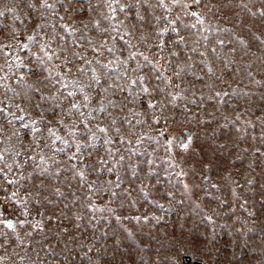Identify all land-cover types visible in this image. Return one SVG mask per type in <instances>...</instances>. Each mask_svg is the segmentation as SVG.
<instances>
[{
    "label": "rangeland",
    "instance_id": "obj_1",
    "mask_svg": "<svg viewBox=\"0 0 264 264\" xmlns=\"http://www.w3.org/2000/svg\"><path fill=\"white\" fill-rule=\"evenodd\" d=\"M36 2L38 4L39 0ZM243 2L248 10L239 6L240 0H211L212 11L196 8L204 19L203 26L196 24L195 17H181L179 26L188 38V50L179 60L172 58L171 65L164 59L156 65L164 76L184 90L185 99L177 100L175 106L168 105L162 113L156 112L158 118L168 121L166 125L153 124L149 111L144 116L146 123L132 127L121 122L122 117L131 115L128 107L117 110L107 106L120 128L119 135L132 141L131 144H107L105 134L96 131L97 124L108 128L107 135L113 140L119 137L110 125V118L93 110L98 106L95 93L91 105L82 109L86 117L91 113V118L81 119H85L96 138L88 137L80 160L94 165L98 159L106 158L109 148L119 149L116 155L125 158L113 169L122 181L119 188L110 190L117 196L98 197L74 175V171L83 166L79 161L67 160L66 153L70 154L74 148L55 154L46 150L44 165L35 167L29 161L24 166L20 195L37 193L28 198L29 219L43 220L45 231L29 228L32 235L28 236L23 229H18L19 238L10 234L6 241L0 240L4 245L0 247V257H3L0 264H264V155H254L256 149L264 152V140L260 139L264 135V43H261L264 41V18L258 14L264 10V0ZM0 12L5 13L0 16V46L12 45L0 51V66L19 55L28 67L35 66V75L26 76L27 85L38 88L44 95L54 93L50 83H40L37 77L43 80L48 74L45 69H51L55 77V72L63 67V60L53 57L52 61L37 65L33 55H43L39 45L45 40L41 37L51 29L45 25L36 42L29 44L26 38L34 35L37 24L42 23L39 12H32L21 0H0ZM59 12L66 16L68 23L79 19L89 23L91 19L86 14L67 16L63 8H59ZM155 14L161 15L162 10L156 9ZM48 19L55 21L56 17L50 15ZM152 23L149 17V24L143 29L138 27L128 39L155 62L158 50L149 51L140 43L141 32L151 33ZM183 24H196V28L185 29ZM128 30H132L131 24ZM87 35L95 41L102 40L95 30ZM203 36H207V41L201 39L199 45L194 43ZM218 39L224 40V47L216 43ZM20 43L27 44L28 48L21 50L17 46ZM58 43H52V48L63 55ZM205 45L207 49L216 48V53L206 50ZM64 46L71 54L72 45L65 43ZM192 47H198L205 55L192 53ZM88 55L91 57L92 53L88 51ZM120 55L123 59L127 52ZM163 55H167V50ZM201 60L212 67L214 75L205 74L206 69L199 63ZM185 63L193 65L194 71L188 69L180 78L172 75L173 66L182 67ZM130 64L134 66L133 62ZM151 69L152 65L144 66V72L154 76ZM21 71L27 72V68ZM197 75L204 77L203 81L197 80ZM79 78L85 84L89 79L88 76ZM8 83L19 90L20 86L14 81ZM153 84L168 90L163 81L154 80ZM216 91L229 92L222 98L223 103L217 102L220 98L214 96ZM245 91L249 95H243ZM233 92L238 95H232ZM29 95L33 102L39 100V93ZM157 97L167 104V97L159 94ZM112 99L122 101L123 95L117 93ZM191 99L196 103H188ZM25 106L32 110L31 105ZM42 107L47 109L49 105ZM134 107L142 110L140 105ZM190 113L195 115L190 117ZM46 115L50 120L55 119L51 113L46 112ZM65 124L67 127L61 128L60 134L71 141L73 137L68 132L75 130L76 139L84 145L87 128L80 125L79 129H72L73 120L68 118ZM179 128L192 131L193 146L188 152L176 146L168 150L166 141L174 137L169 132ZM161 130L163 136L159 135ZM133 132L136 135H132ZM141 135L154 139L145 138L136 143ZM56 146L64 147L59 142ZM16 147L20 148V144ZM49 156L53 158L47 159ZM95 179L94 174L89 175V181ZM103 179H114V175L105 173ZM248 180L253 183L248 184ZM56 188L62 195L56 194ZM157 205H163V210ZM4 207L7 210L9 205ZM95 208L112 211H95ZM249 212L253 216H249ZM209 215L214 223L206 219ZM136 216H148L149 220L145 223L141 219L138 223ZM244 224L247 226L242 227Z\"/></svg>",
    "mask_w": 264,
    "mask_h": 264
},
{
    "label": "snow or ice",
    "instance_id": "obj_2",
    "mask_svg": "<svg viewBox=\"0 0 264 264\" xmlns=\"http://www.w3.org/2000/svg\"><path fill=\"white\" fill-rule=\"evenodd\" d=\"M15 2V0H13ZM21 3L30 9L32 12H39L40 20L42 23L37 24L34 35L28 36L26 39L29 44L36 42V37L40 35L47 25L51 31L45 32L41 37L45 42L39 45V51L43 55H36L37 65H42L46 61H52L53 57L57 60H63V67L55 72V77L51 69H45L47 75L40 80V83H50L55 90L54 93L44 95L38 88L29 87L26 83V76L31 73L35 75V66L28 67L25 61L19 56H15L10 60H6L5 65L0 66V240L6 241L11 234L18 237V229H23L25 235L31 236L32 229L37 232H44V221L31 216V212L27 207L28 198L37 195V193L28 192L24 196L20 195V182L24 178V166L32 161L35 167L44 165L46 160V150L50 153H65L66 149H73L70 154H67L69 162L79 161L83 166L76 169L73 163L72 168L75 170L74 175L85 184L90 191H93L99 197L100 195L111 197L117 196L115 191H110L113 188H119L121 184V177L119 173H114L113 169L116 164H119L125 158L120 155L117 156L116 152L111 148L107 149V156L103 159H98L94 165L85 163L80 160L82 149L86 146L88 137L95 139V133L85 123V119L91 118V113L86 114L82 110L91 105L93 93L98 101V106L93 110L98 113H103L110 118V125L119 137L118 140H113L108 137L109 129L101 127L99 124L96 126V131L104 133L107 137L105 143L107 144H131V140H126L120 136V128L117 127L115 117L107 111V106L113 109L123 110L128 107L130 116L121 118L122 123H127L132 127L136 124H144V116L151 111L152 123L160 125L161 123L167 124V120H161L156 116V112H163L164 108L168 105L175 106L177 100H183V89L180 85L175 83L170 77L163 75V72L156 65L160 59H164L169 65L172 64V58L179 60L181 54L188 50V43L185 34L180 30L179 22L181 17H195L196 24L204 25V19L201 14L197 12L196 8H207L212 11L213 5L211 0H21ZM63 8L67 16L81 17L86 14L90 17L89 23H84L83 19L73 20L68 23L66 16L61 15L59 8ZM241 8L247 9V4L240 0ZM162 10L161 15H156L155 10ZM144 13H147L146 16ZM259 16L264 18V10L259 11ZM4 12H0V16H4ZM55 16V21H50L49 16ZM256 15V13H253ZM149 17L154 21L150 25L152 32H141L140 43L148 48L157 49L155 53V62L139 51L136 45H133L128 37L134 35L135 30L139 27L141 29L149 24ZM132 25V30H128V25ZM196 24L188 25L183 24L185 29L196 28ZM2 27V26H0ZM95 30L102 37L101 41H95L92 37L87 35L88 32ZM227 31V29H223ZM78 33V35H77ZM167 38V39H165ZM190 38V37H189ZM207 41V36L200 37L194 43L199 45L200 40ZM259 39V38H257ZM60 42L57 44L60 47L63 55L58 54L52 43ZM151 41V43H149ZM170 42V44H169ZM65 43L71 44L73 51L68 53ZM111 43L112 46H109ZM210 43V42H209ZM216 43L220 47L225 46L222 39H218ZM244 44V41H240ZM264 43V41H261ZM119 44V48L117 47ZM21 50L28 48L27 44L20 43L17 45ZM12 47V45L0 46V51L4 48ZM213 54L216 53V48L207 49ZM83 49V50H82ZM167 50V55H163ZM88 51L92 53L89 57ZM127 52L125 58H121L120 53ZM191 52L200 56H204L205 52H201L198 47H192ZM107 53L108 55H105ZM8 54L5 53V56ZM141 58V59H138ZM192 59L191 56L188 57ZM134 63V66L130 64ZM206 69V75H214L213 69L203 60L199 62ZM145 65H152L151 71L155 75H150L144 72ZM27 68V72H22L21 69ZM75 69V72H74ZM188 69H193L194 66L185 63L182 67L179 65L171 68L172 75L177 78ZM167 71V69H165ZM79 75H76V74ZM88 76V82L85 84L79 77ZM197 80L203 81L204 77L196 76ZM12 80L20 86L19 90L13 88L8 81ZM123 81L118 83L117 81ZM163 81L167 87L161 88L159 84H153V81ZM259 83V81H257ZM211 88V86H209ZM173 89H180V91H173ZM29 93H39V100L33 102ZM117 93L123 95V100L119 102L113 101L112 97ZM157 94L167 97V104L158 99ZM232 95H238L233 92ZM229 92L216 91L214 96L220 98L217 102L223 103V97H227ZM243 95H249L248 92H243ZM195 96V93H193ZM79 97V98H78ZM102 97V98H101ZM67 100L68 104L65 105L64 101ZM203 100V97H201ZM188 103L195 104L196 100L191 99ZM26 104L32 106V110L26 108ZM43 104H48L46 109L42 107ZM133 107H129V106ZM135 105H140L142 110H135ZM36 113V115L33 114ZM47 113L55 118L50 120ZM190 113V117L194 116ZM65 118L72 119V129H79L80 125L87 128V135L84 137L85 144L79 143L76 139V131L69 130L68 135L73 137L70 141L65 139L60 134V129L67 127ZM240 119L239 115L236 117ZM135 121V123H134ZM59 126V127H57ZM132 135H136L135 132ZM159 135L163 136L161 130ZM154 139L153 137H145L141 135L136 143H141L143 139ZM261 140H264V135H261ZM57 142L64 145V147H57ZM20 144V148L16 144ZM168 150L171 151L173 146H176L180 151L188 152L193 146V139L191 134L185 136L182 134L180 137H173L166 141ZM23 149V151L21 150ZM254 155H264L259 149H256ZM20 158V159H18ZM49 156L47 159H52ZM38 161V163H37ZM114 175V179H103V175ZM94 174L96 179L89 181V175ZM177 175H183L178 173ZM99 180L100 183L96 181ZM252 184V180L247 181ZM188 185L185 184V188ZM213 187H216L213 185ZM11 189V190H10ZM143 191V189H141ZM56 194L62 195L59 188H56ZM37 203L40 201L37 200ZM9 205L6 210L4 205ZM163 210V205H157ZM95 211H112V209L95 208ZM247 211V209H245ZM249 216L253 213L249 212ZM37 216H43V213H37ZM51 223V218H47ZM81 219V217H77ZM141 219L145 223L148 222V216H136V222ZM206 219L210 223H214L212 216H207ZM59 223V220H57ZM158 222V218H157ZM244 224L242 227H246ZM66 231V229H65ZM23 243V241H21ZM0 247H4L0 244ZM3 257H0L2 262Z\"/></svg>",
    "mask_w": 264,
    "mask_h": 264
},
{
    "label": "water",
    "instance_id": "obj_3",
    "mask_svg": "<svg viewBox=\"0 0 264 264\" xmlns=\"http://www.w3.org/2000/svg\"><path fill=\"white\" fill-rule=\"evenodd\" d=\"M170 133H172L174 137H180L183 134L186 139L188 134H192V131L189 128H179L171 130Z\"/></svg>",
    "mask_w": 264,
    "mask_h": 264
},
{
    "label": "trees",
    "instance_id": "obj_4",
    "mask_svg": "<svg viewBox=\"0 0 264 264\" xmlns=\"http://www.w3.org/2000/svg\"><path fill=\"white\" fill-rule=\"evenodd\" d=\"M170 133V132H169ZM171 134V133H170Z\"/></svg>",
    "mask_w": 264,
    "mask_h": 264
}]
</instances>
